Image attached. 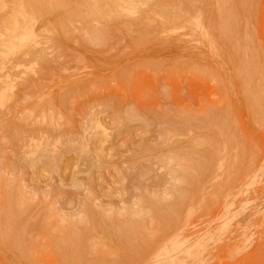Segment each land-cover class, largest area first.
<instances>
[{"label":"rangeland","instance_id":"rangeland-1","mask_svg":"<svg viewBox=\"0 0 264 264\" xmlns=\"http://www.w3.org/2000/svg\"><path fill=\"white\" fill-rule=\"evenodd\" d=\"M106 1L0 0V264H264V0Z\"/></svg>","mask_w":264,"mask_h":264},{"label":"bare ground","instance_id":"bare-ground-1","mask_svg":"<svg viewBox=\"0 0 264 264\" xmlns=\"http://www.w3.org/2000/svg\"><path fill=\"white\" fill-rule=\"evenodd\" d=\"M32 1H34V3H32ZM48 1V0H47ZM55 1V0H54ZM98 1H101V0H98ZM135 1H139V0H135ZM133 2V0H111V2H109V3H107V1H106V3L110 6V13H112L113 14V12H111V11H115L116 13L117 12H119V11H123V10H125V8H123L124 7V5H126L127 7H126V9L128 8V5L129 6H131L130 4H135V3H137V2ZM144 1V0H143ZM148 2H149V4L150 3H152L153 2V6H155V4H157V2H159V0H147ZM59 2V1H58ZM103 2V1H102ZM133 2V3H132ZM146 2V1H145ZM51 3V2H50ZM50 3H48V2H46V0H25V2L23 3L22 2V4H24V7H23V9L20 11V14H21V16H23V18H24V14L25 13H27V12H32L33 11V7H35V6H37V7H40V8H45V9H48L50 6H53V8L56 6V7H58V6H61V5H57L58 3H56V5L55 4H53V3H51L52 5H49ZM63 3V2H62ZM78 3V2H77ZM81 3V2H80ZM79 3V4H80ZM95 3H96V0H84V2L82 3L83 5H84V9L83 8H81V9H83V10H85L84 12H85V14L87 13V12H91V10L94 8L95 9V7H97V6H94L95 5ZM106 3H105V5H106ZM138 3H140V2H138ZM142 4L141 5H143L144 3L143 2H141ZM160 3V2H159ZM66 3H64V5H65ZM145 4H147V3H145ZM55 5V6H54ZM137 5V4H136ZM136 5H132V6H135L136 7ZM22 6V5H21ZM69 7H70V5H68ZM76 5L74 4V7H75ZM148 6V5H147ZM150 6H152V5H150ZM63 7V6H62ZM156 7V6H155ZM52 8V7H51ZM60 8V7H59ZM77 8V6L75 7V9ZM80 8V7H79ZM98 8H99V5H98ZM97 8V9H98ZM132 8V7H131ZM134 8V7H133ZM20 9H21V7H20ZM64 8H62V10H63ZM101 9V8H100ZM129 9V11L131 10L130 9V7L128 8ZM153 9V8H152ZM158 9V8H157ZM51 10V9H50ZM55 10H57V9H55ZM72 10V9H71ZM78 10V8L76 9V11ZM83 10H81V11H83ZM102 10H103V8H102ZM154 10H155V8H154ZM153 10V11H154ZM15 12L17 11V9L16 10H14ZM58 11H60V9H58ZM95 11V10H94ZM97 12H98V14L100 13V10H96ZM96 11L94 12V14L96 13ZM107 11H109V8H108V10ZM107 11H106V13H107ZM133 11V10H132ZM17 12H19V11H17ZM52 12V11H51ZM75 11H73V14H75L74 13ZM78 12V11H77ZM80 12V11H79ZM168 12V11H167ZM32 13H34V12H32ZM61 13V12H60ZM109 13V12H108ZM107 13V14H108ZM108 14V15H111V14ZM116 13H114V14H116ZM164 13H166V12H164ZM15 13H13L12 12V14H11V16L12 15H14ZM64 14V13H63ZM80 14H82L81 12H80ZM84 14V15H85ZM101 14V13H100ZM99 14V15H100ZM104 14V13H103ZM200 14V13H199ZM68 15V14H67ZM77 15H79L78 13H77ZM106 15V14H105ZM117 16H119V14H116ZM10 16V17H11ZM15 16H17V14H15ZM20 16V15H19ZM21 16L19 17V19H21ZM101 16V15H100ZM103 16V15H102ZM4 17V16H3ZM12 17H14V16H12ZM105 17V16H104ZM112 17H113V15H112ZM111 17V18H112ZM139 17V16H138ZM171 17V16H170ZM16 19H17V21H16V19L10 24L11 26H10V28H9V30H10V35L9 36H11V38H14V39H18L19 41H20V44L22 43V42H24L25 40H26V38L27 37H24V36H22V37H19L18 35L19 34H21L22 32H24L25 31V26H24V29L23 28H20V25H19V23H21V20L19 21L18 20V18L17 17H15ZM88 18V17H87ZM118 18V17H117ZM8 19H12V18H9L8 17ZM94 19V18H93ZM115 19H116V17H115ZM68 20V19H67ZM119 20V19H118ZM79 21V20H78ZM116 21V20H115ZM203 21V20H202ZM84 22V21H83ZM91 23V22H90ZM161 23V22H160ZM62 25H63V23H62ZM21 26H22V24H21ZM65 26V25H64ZM63 26V27H64ZM23 27V26H22ZM93 27V26H92ZM61 28H62V26H61ZM89 28V27H88ZM26 29H29V28H27V26H26ZM8 30V31H9ZM30 30V29H29ZM32 30V29H31ZM63 30V29H62ZM100 30V29H99ZM169 30V29H168ZM167 30V31H168ZM177 30V29H176ZM28 31V30H27ZM93 31H95V30H93ZM103 31V30H102ZM165 31V30H164ZM28 32H30V31H28ZM89 32V31H88ZM99 32H101V31H99ZM25 33V32H24ZM30 34V33H29ZM95 34V33H94ZM135 34V33H134ZM138 34V33H137ZM156 34V33H155ZM24 35V34H23ZM92 35V34H91ZM27 36V35H26ZM141 36V35H140ZM7 37V36H6ZM32 37V36H31ZM89 37H90V35H89ZM10 38V37H9ZM93 39H95V38H93ZM99 39V38H98ZM12 40V39H11ZM30 40H32V39H30ZM30 40H28V41H30ZM90 40H91V38H90ZM103 40V39H102ZM100 41V40H99ZM0 42H2V41H0ZM7 42H9V41H7ZM16 42H18V41H16ZM5 44H6V42H4ZM24 43H26V42H24ZM95 43V42H94ZM11 44H13L11 41L7 44V45H11ZM19 44V43H18ZM16 48H17V46H19V45H17L16 46V43L15 44H13ZM13 45H12V47H13ZM23 45H25V44H23ZM134 45V44H133ZM146 45V44H145ZM0 46H2V43H1V45ZM4 46H6V45H4ZM3 46V47H4ZM9 46H7V47H9ZM6 47V48H7ZM11 47V46H10ZM9 47V48H10ZM12 47H11V49H12ZM20 47H21V45H20ZM19 47V48H20ZM23 47V46H22ZM5 47H4V49H6ZM10 50V49H9ZM8 50V51H9ZM6 51V50H5ZM14 50H12L11 52H13ZM15 51H17V50H15ZM15 51H14V53H15ZM20 51V50H19ZM4 51H2V53H3ZM10 51L9 52H7L8 54L9 53H11ZM18 52V51H17ZM0 53H1V50H0ZM4 54H6V52L5 53H3L2 55V57H4ZM7 54V55H8ZM26 54V53H25ZM10 55V54H9ZM11 55H12V53H11ZM1 56V55H0ZM30 56V55H29ZM34 57H36V56H34ZM7 58V57H6ZM4 59V58H3ZM18 59V58H17ZM39 60H40V58H38ZM46 59V58H45ZM1 60V59H0ZM25 60V59H24ZM30 60V59H29ZM34 60V59H33ZM42 60H44V59H42ZM5 61V60H4ZM8 61V60H7ZM15 61V60H14ZM14 61H12V62H14ZM23 61V60H22ZM2 62V61H1ZM16 62H18V63H20L19 61H17L16 60ZM40 62H41V60H40ZM17 63V64H18ZM22 63V62H21ZM5 64H7V63H5ZM14 64V63H13ZM12 65V64H11ZM20 65V64H19ZM1 75V74H0ZM3 75V74H2ZM44 154V153H43ZM45 154H46V152H45ZM45 156V158H47V156L46 155H44ZM48 158H49V156H48ZM43 159H44V157H43ZM48 160V159H47ZM49 161V160H48ZM47 162V161H46ZM157 203V202H156ZM158 204V203H157ZM256 208H258V206L256 207ZM252 210V209H251ZM245 212V211H244ZM258 210H254V212H250L251 214L250 215H254V216H256L258 213ZM242 213V212H241ZM240 213V214H241ZM244 214V213H243ZM249 214V213H248ZM242 215V214H241ZM238 216H240V215H238ZM237 216V217H238ZM252 216H251V218H252ZM182 218V217H181ZM233 218L234 217H227V218H225V219H223L222 220V222H220L221 223V227H220V229L218 230V232H219V234H216V236H214L213 234H211V233H207L204 229H198V231L194 234V235H192V237H181V235L179 236V235H176L175 233V235L174 234H172L173 236L171 237V235H170V242L168 243V244H163V245H159V247L157 248L156 247V249L154 250V251H151L152 253H151V259L152 260H150L149 258L148 259H146L147 261L148 260H150V262H151V264H191L193 261H197L198 260V258H200L201 256H203V255H205V253L207 252V251H209V244L210 245H212L213 246V244H217L218 242H219V238H220V236L221 235H223V234H225L228 230H230L233 226H234V224L236 225L235 226V229L236 230H240L241 229V226H240V224L238 223L239 221H235V223L233 224ZM250 218V217H249ZM249 220V219H248ZM114 221V220H113ZM250 221V220H249ZM248 221V222H249ZM247 222V221H246ZM245 222V223H246ZM168 225V224H167ZM233 225V226H232ZM244 225V224H243ZM232 226V227H231ZM128 228V227H127ZM245 228V227H244ZM243 227H242V229H244ZM179 229V228H178ZM178 229H175V231H173V232H176ZM181 229V228H180ZM210 230V229H209ZM181 231H182V229H181ZM244 231V230H243ZM180 232V231H179ZM215 234V233H214ZM70 235V234H69ZM214 236V237H213ZM249 237V232L247 231V230H245L244 231V233H242V236H241V238H243V239H247ZM64 241H66V240H64ZM160 244H162V243H160ZM215 247V246H214ZM213 247V248H214ZM151 250H152V248H151ZM148 256V255H147ZM146 256V257H147ZM145 260V261H146ZM145 263H147V262H145ZM144 263V264H145Z\"/></svg>","mask_w":264,"mask_h":264}]
</instances>
